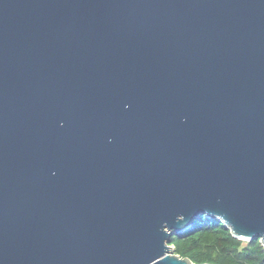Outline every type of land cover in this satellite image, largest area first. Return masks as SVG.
Wrapping results in <instances>:
<instances>
[{"label":"water","instance_id":"95a60500","mask_svg":"<svg viewBox=\"0 0 264 264\" xmlns=\"http://www.w3.org/2000/svg\"><path fill=\"white\" fill-rule=\"evenodd\" d=\"M200 215L264 245V0H0V264H194Z\"/></svg>","mask_w":264,"mask_h":264},{"label":"trees","instance_id":"16d2710c","mask_svg":"<svg viewBox=\"0 0 264 264\" xmlns=\"http://www.w3.org/2000/svg\"><path fill=\"white\" fill-rule=\"evenodd\" d=\"M170 245L176 255L194 264H264L260 239H237L220 220L207 215L196 217L186 231L174 233Z\"/></svg>","mask_w":264,"mask_h":264}]
</instances>
